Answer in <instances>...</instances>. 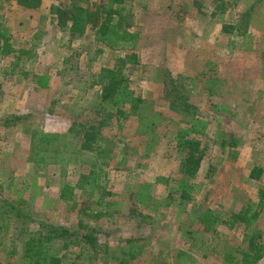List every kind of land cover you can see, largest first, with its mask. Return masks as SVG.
<instances>
[{
  "label": "rangeland",
  "instance_id": "1",
  "mask_svg": "<svg viewBox=\"0 0 264 264\" xmlns=\"http://www.w3.org/2000/svg\"><path fill=\"white\" fill-rule=\"evenodd\" d=\"M68 2L43 0L29 11L0 0V34L7 30L14 49L0 53V199L38 221L99 232L96 262L69 247L62 264H234L245 233L255 229L264 242V209L249 229L217 227L216 239L199 216L207 209L225 218L258 202L264 188V0H127L122 12L130 11V31L139 34V63L124 74L142 103L136 112L121 109L126 120L100 101L96 84L124 53L96 44L90 32L70 41L49 11ZM171 78L191 113L171 109ZM100 117L106 125L94 150H78L72 124ZM33 136L68 151L63 163H30ZM186 141L207 148L194 179L178 171ZM253 169L262 170L259 180L250 178ZM91 171L100 179L82 181ZM79 182L85 193L76 191L79 205L70 211L60 190ZM82 202H98L90 208L102 216L81 212ZM0 225V264H19L20 243L8 221ZM130 246L134 260L121 254Z\"/></svg>",
  "mask_w": 264,
  "mask_h": 264
},
{
  "label": "trees",
  "instance_id": "2",
  "mask_svg": "<svg viewBox=\"0 0 264 264\" xmlns=\"http://www.w3.org/2000/svg\"><path fill=\"white\" fill-rule=\"evenodd\" d=\"M5 1H14L17 6L29 11L40 8L43 3V0ZM126 1L101 0L97 4H92L89 0H69L67 5L52 4L49 8L57 27L68 34L70 41L81 39L90 32L89 35L96 44L124 53L122 57L116 60L114 66L103 68L96 80V84L101 87L99 91L100 101L117 109V120H126L128 117L125 112H121L123 107L127 106L129 111L136 112L142 103L141 97L136 95L134 90L128 86V78L124 74L127 65L135 68L139 63L137 54L133 52L138 43L139 34L130 31L133 27V17L130 11L124 14L122 12ZM216 10L222 11L223 6H217ZM6 34V29H3V33L0 34V53L2 56H9L14 52L8 38L5 36ZM17 52L19 55L25 53L23 50ZM168 96L173 111L187 114L194 109V106L182 92L180 82L174 78L170 79ZM107 117L111 119L110 114H107ZM104 118L106 117H100V120L93 119L92 122L86 118L83 120L84 123L72 124L74 126L72 130L82 139V144L77 147L78 150H94L93 144L98 141L103 127L106 125ZM35 138L37 137L33 136L30 142L28 156L30 163L37 167L63 163V156L68 151L65 149L58 150L49 140ZM206 150V147H200L199 142L186 141L185 148L182 150L184 154H182L179 163V174L189 179L197 177L206 157ZM96 162L93 163V168L98 167V162ZM99 169H101V166H99ZM261 173L262 170L253 169L249 176L253 180H259ZM91 176H96V180L100 179L94 171H91L88 176H82V181H86ZM93 182L91 180V183ZM76 191H80V195L85 193L80 182L74 186L65 184L60 190V200L67 204L70 211H75L79 205L76 201ZM260 192L258 202L248 201L237 212H232L225 218L215 216L211 210H204L199 216V223L203 231L210 234L212 239H216L218 237L217 227L219 226L228 230L249 229L259 220L262 209H264V206H262L264 203V188ZM91 205H98V202H82L81 208H79L83 213L90 212L89 215L92 219L100 218L102 214L92 212ZM0 219L8 221L13 231V240L20 243L19 264H62L63 256L60 253L69 249V247H78L79 251L84 252V256H87L89 261L94 263L101 252L100 234L94 228L82 226L80 228L82 231L78 232L74 229L38 221L19 205L3 199H0ZM31 226H34L36 230H32ZM262 241V236L255 229L251 230L250 233H245L242 240L245 247L242 250H240V247L235 248L238 258L234 264H260L264 259V242ZM132 247L121 250V254L128 256L130 260L137 257V254L130 249ZM15 249L16 244L14 243L12 256L18 253L15 252ZM212 252L214 253L215 250H212ZM215 253L218 254V252ZM158 264L165 263L161 261Z\"/></svg>",
  "mask_w": 264,
  "mask_h": 264
}]
</instances>
